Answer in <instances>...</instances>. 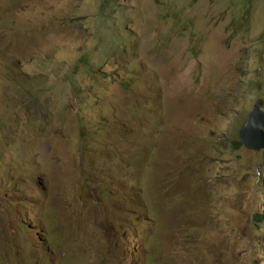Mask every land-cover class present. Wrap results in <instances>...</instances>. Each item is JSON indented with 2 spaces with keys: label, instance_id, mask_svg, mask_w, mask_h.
I'll return each instance as SVG.
<instances>
[{
  "label": "rangeland",
  "instance_id": "374dc122",
  "mask_svg": "<svg viewBox=\"0 0 264 264\" xmlns=\"http://www.w3.org/2000/svg\"><path fill=\"white\" fill-rule=\"evenodd\" d=\"M261 102L264 0H0V264H264Z\"/></svg>",
  "mask_w": 264,
  "mask_h": 264
},
{
  "label": "water",
  "instance_id": "95a60500",
  "mask_svg": "<svg viewBox=\"0 0 264 264\" xmlns=\"http://www.w3.org/2000/svg\"><path fill=\"white\" fill-rule=\"evenodd\" d=\"M244 144L250 149L264 148V105L258 104L249 116L248 123L240 131Z\"/></svg>",
  "mask_w": 264,
  "mask_h": 264
},
{
  "label": "trees",
  "instance_id": "16d2710c",
  "mask_svg": "<svg viewBox=\"0 0 264 264\" xmlns=\"http://www.w3.org/2000/svg\"><path fill=\"white\" fill-rule=\"evenodd\" d=\"M238 146L242 147L243 146V142L242 141H239L238 142ZM100 250L99 251H104L105 249L102 248V247H99ZM63 254L66 256V258L70 261L69 263H66V264H72L73 263V258L68 256L67 252L64 250L63 251ZM50 264H59L55 261V257H53V259L51 260Z\"/></svg>",
  "mask_w": 264,
  "mask_h": 264
},
{
  "label": "bare ground",
  "instance_id": "6f19581e",
  "mask_svg": "<svg viewBox=\"0 0 264 264\" xmlns=\"http://www.w3.org/2000/svg\"><path fill=\"white\" fill-rule=\"evenodd\" d=\"M258 104H263V105H264V103H263V102H261V103H258ZM258 104H256V105H258ZM256 105H255V106H256ZM254 108H255V107H254ZM247 123H248V122H247ZM241 141L243 142V139H242V137H241ZM243 145H245V144H244V142H243ZM245 146H246V145H245ZM246 147H247V146H246Z\"/></svg>",
  "mask_w": 264,
  "mask_h": 264
},
{
  "label": "clouds",
  "instance_id": "9594fccd",
  "mask_svg": "<svg viewBox=\"0 0 264 264\" xmlns=\"http://www.w3.org/2000/svg\"><path fill=\"white\" fill-rule=\"evenodd\" d=\"M246 148H248V147H246ZM248 149H250V148H248ZM250 150H253L254 151V149H250ZM257 150V149H256ZM264 150V148L262 149V150H259V151H263ZM261 215V214H260Z\"/></svg>",
  "mask_w": 264,
  "mask_h": 264
}]
</instances>
